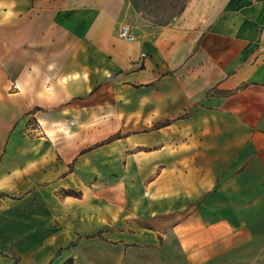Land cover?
Masks as SVG:
<instances>
[{
  "label": "crops",
  "instance_id": "obj_1",
  "mask_svg": "<svg viewBox=\"0 0 264 264\" xmlns=\"http://www.w3.org/2000/svg\"><path fill=\"white\" fill-rule=\"evenodd\" d=\"M151 4L0 0V264L264 245V0Z\"/></svg>",
  "mask_w": 264,
  "mask_h": 264
},
{
  "label": "rangeland",
  "instance_id": "obj_2",
  "mask_svg": "<svg viewBox=\"0 0 264 264\" xmlns=\"http://www.w3.org/2000/svg\"><path fill=\"white\" fill-rule=\"evenodd\" d=\"M150 1V0H148ZM151 13L156 16L166 17L177 12L185 0H152ZM162 2V4H161ZM156 4L158 10H155ZM154 16L152 18H154ZM106 140V139H105ZM104 140H101L102 142ZM124 264H189L185 257L177 250L164 249L161 253H150L143 248L126 246ZM264 259V245H243L233 248L226 253L210 260L206 264H258ZM153 262H150V261Z\"/></svg>",
  "mask_w": 264,
  "mask_h": 264
},
{
  "label": "built area",
  "instance_id": "obj_3",
  "mask_svg": "<svg viewBox=\"0 0 264 264\" xmlns=\"http://www.w3.org/2000/svg\"><path fill=\"white\" fill-rule=\"evenodd\" d=\"M117 36L121 39L132 40L133 35L131 34L130 26L125 23L121 24L118 29Z\"/></svg>",
  "mask_w": 264,
  "mask_h": 264
},
{
  "label": "trees",
  "instance_id": "obj_4",
  "mask_svg": "<svg viewBox=\"0 0 264 264\" xmlns=\"http://www.w3.org/2000/svg\"><path fill=\"white\" fill-rule=\"evenodd\" d=\"M60 264H72V261L69 259V260H67L66 262H64V263H60Z\"/></svg>",
  "mask_w": 264,
  "mask_h": 264
}]
</instances>
